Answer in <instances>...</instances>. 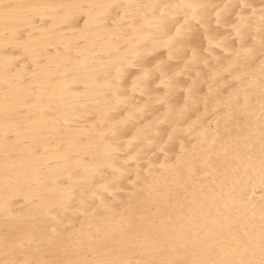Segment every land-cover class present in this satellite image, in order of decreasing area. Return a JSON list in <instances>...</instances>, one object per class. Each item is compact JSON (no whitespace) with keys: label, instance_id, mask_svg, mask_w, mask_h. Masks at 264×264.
<instances>
[{"label":"bare ground","instance_id":"6f19581e","mask_svg":"<svg viewBox=\"0 0 264 264\" xmlns=\"http://www.w3.org/2000/svg\"><path fill=\"white\" fill-rule=\"evenodd\" d=\"M0 264H264V0H0Z\"/></svg>","mask_w":264,"mask_h":264}]
</instances>
